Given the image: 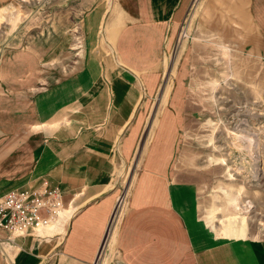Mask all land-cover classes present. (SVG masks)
Returning a JSON list of instances; mask_svg holds the SVG:
<instances>
[{
  "label": "rangeland",
  "instance_id": "374dc122",
  "mask_svg": "<svg viewBox=\"0 0 264 264\" xmlns=\"http://www.w3.org/2000/svg\"><path fill=\"white\" fill-rule=\"evenodd\" d=\"M243 1L188 0L175 36L167 35L156 88L137 106L133 154L124 159L113 144L109 187L118 200L106 245H114L135 179L161 137L173 141V197L208 263L231 264L241 242L264 251V27ZM137 5L0 0V138L20 123L29 129L35 105L44 119L35 128L56 133L77 129L78 107L95 94L118 110L130 96L136 103L138 80L119 63L113 39L123 10Z\"/></svg>",
  "mask_w": 264,
  "mask_h": 264
},
{
  "label": "crops",
  "instance_id": "0c3cea01",
  "mask_svg": "<svg viewBox=\"0 0 264 264\" xmlns=\"http://www.w3.org/2000/svg\"><path fill=\"white\" fill-rule=\"evenodd\" d=\"M187 2L138 0L135 11L123 10L124 22L114 30L113 42L119 63L138 80L141 97L136 103L130 96L123 99L126 107L118 110L111 108L109 96L94 93L90 103L78 107L84 112L79 127L56 133L35 128L44 122L35 105L24 122L29 129L20 123L14 132L1 136L0 196L47 178L61 188L69 218L58 227L37 231V226L14 237L0 228V264H209L208 251L199 247L173 197L175 174L169 167L173 141L169 144L161 137L135 179L129 206L114 233V247L106 245L109 240L105 244L118 200V189L109 187L116 156L113 144L119 143L118 154L124 159L133 154L138 103L156 88L166 37L171 41L175 36ZM248 7L264 27V0H251ZM240 247L245 249L239 252ZM112 248L114 257L109 258ZM239 248L231 264H264V251H256L254 242H241Z\"/></svg>",
  "mask_w": 264,
  "mask_h": 264
},
{
  "label": "built area",
  "instance_id": "2783aa9c",
  "mask_svg": "<svg viewBox=\"0 0 264 264\" xmlns=\"http://www.w3.org/2000/svg\"><path fill=\"white\" fill-rule=\"evenodd\" d=\"M65 213L61 188L50 184L47 178L34 186L8 189L0 196V228L10 232L12 237L37 226L63 223Z\"/></svg>",
  "mask_w": 264,
  "mask_h": 264
},
{
  "label": "bare ground",
  "instance_id": "6f19581e",
  "mask_svg": "<svg viewBox=\"0 0 264 264\" xmlns=\"http://www.w3.org/2000/svg\"><path fill=\"white\" fill-rule=\"evenodd\" d=\"M68 211V208L66 209V213H65V217H64V220H66L67 219V212ZM61 224V223H60ZM60 224H57V223H52V225H47V226H40V227H38L37 228V231H39V230H41L42 229V227H46V228H50L51 226H60Z\"/></svg>",
  "mask_w": 264,
  "mask_h": 264
}]
</instances>
